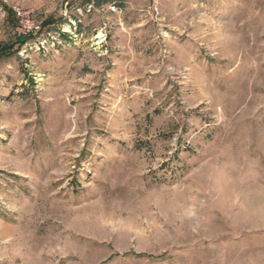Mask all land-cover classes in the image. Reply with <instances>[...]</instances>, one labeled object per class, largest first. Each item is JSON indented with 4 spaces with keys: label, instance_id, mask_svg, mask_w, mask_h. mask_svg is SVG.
<instances>
[{
    "label": "rangeland",
    "instance_id": "374dc122",
    "mask_svg": "<svg viewBox=\"0 0 264 264\" xmlns=\"http://www.w3.org/2000/svg\"><path fill=\"white\" fill-rule=\"evenodd\" d=\"M13 44L0 264H264V0H0Z\"/></svg>",
    "mask_w": 264,
    "mask_h": 264
},
{
    "label": "built area",
    "instance_id": "2783aa9c",
    "mask_svg": "<svg viewBox=\"0 0 264 264\" xmlns=\"http://www.w3.org/2000/svg\"><path fill=\"white\" fill-rule=\"evenodd\" d=\"M16 18L15 38H30L41 34L43 22L33 16L30 11L18 7L12 8Z\"/></svg>",
    "mask_w": 264,
    "mask_h": 264
},
{
    "label": "trees",
    "instance_id": "16d2710c",
    "mask_svg": "<svg viewBox=\"0 0 264 264\" xmlns=\"http://www.w3.org/2000/svg\"><path fill=\"white\" fill-rule=\"evenodd\" d=\"M12 12V11H10ZM13 13V12H12ZM15 16V14H14ZM52 22L50 21V19L46 20V23L45 25H49L51 24ZM18 41H23L26 42L28 39L30 38H16ZM17 42V41H16ZM23 42V43H24ZM14 44L13 45H5V46H2V48L0 49V59L2 58H7V57H10L12 56V52H11V49L13 48Z\"/></svg>",
    "mask_w": 264,
    "mask_h": 264
}]
</instances>
